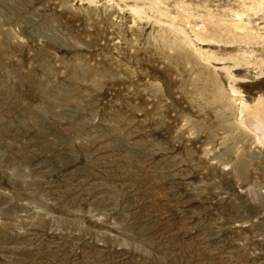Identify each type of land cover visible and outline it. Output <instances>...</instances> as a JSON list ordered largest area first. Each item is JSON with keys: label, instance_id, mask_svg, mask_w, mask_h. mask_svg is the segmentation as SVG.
<instances>
[{"label": "rangeland", "instance_id": "1", "mask_svg": "<svg viewBox=\"0 0 264 264\" xmlns=\"http://www.w3.org/2000/svg\"><path fill=\"white\" fill-rule=\"evenodd\" d=\"M0 264H264V0H0Z\"/></svg>", "mask_w": 264, "mask_h": 264}]
</instances>
